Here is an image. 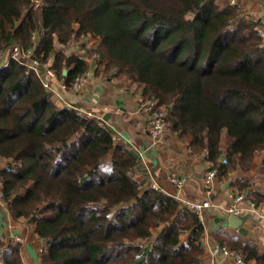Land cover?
Returning a JSON list of instances; mask_svg holds the SVG:
<instances>
[{
    "label": "trees",
    "instance_id": "obj_1",
    "mask_svg": "<svg viewBox=\"0 0 264 264\" xmlns=\"http://www.w3.org/2000/svg\"><path fill=\"white\" fill-rule=\"evenodd\" d=\"M32 1L0 0V50L17 44L25 51L40 32L35 57L71 89L88 61L65 48L83 36L96 43L95 72L126 76L140 100L156 101L167 127L190 135L208 168L231 172L264 152V38L239 5L37 0L34 8ZM113 136L96 118L59 106L27 67L11 60L0 69L1 199L41 241L39 264L201 263V219L139 179V155ZM255 197L256 206L264 202ZM212 237L264 264V252L241 235L217 230ZM0 264H22L21 245L0 241Z\"/></svg>",
    "mask_w": 264,
    "mask_h": 264
},
{
    "label": "crops",
    "instance_id": "obj_2",
    "mask_svg": "<svg viewBox=\"0 0 264 264\" xmlns=\"http://www.w3.org/2000/svg\"><path fill=\"white\" fill-rule=\"evenodd\" d=\"M236 1L240 12L264 29V0ZM74 43L69 42L65 48L67 56L75 53ZM64 68L66 66L62 64V70ZM62 83L61 79L53 82L55 102L59 106L74 105L83 112L91 113L100 123L113 130L119 143L139 155L144 167V175L141 174L139 179L146 180L145 184L156 182L163 193L181 203L210 202L211 207L203 211L202 264H233L221 255H210L209 248L218 244L212 234L222 230L236 235L234 230L226 226L228 215L224 209L233 204L234 197L240 194L239 189L245 195L246 202L256 198V193L264 197V152L255 156L249 166L236 164L231 172L220 174L218 171L212 187L206 190L203 176L211 162L204 159L205 153H193L190 146L192 137L180 136L167 126L160 139L153 141L148 132L149 119L138 108L141 96L126 76L115 79L109 74L92 72L90 77L83 78L77 90L62 88ZM220 148L223 153L225 145L221 143ZM223 156L224 153L219 162ZM171 174L186 178L185 185L180 188L173 186L170 182ZM246 202L238 203L237 206L245 207ZM4 205L0 195V228L4 231L9 223L15 234H27L21 247L22 255L26 264H39L38 253L42 244H38V238L31 227L12 221ZM243 227L247 229V235L241 236L254 243L260 253L264 252V219L251 215L244 221Z\"/></svg>",
    "mask_w": 264,
    "mask_h": 264
},
{
    "label": "built area",
    "instance_id": "obj_3",
    "mask_svg": "<svg viewBox=\"0 0 264 264\" xmlns=\"http://www.w3.org/2000/svg\"><path fill=\"white\" fill-rule=\"evenodd\" d=\"M229 3L232 6H237L238 3L236 0H230ZM32 6L35 8L39 5V1L34 0L32 1ZM245 17L249 20L250 17L245 15ZM257 33L260 37L264 38V29L258 27ZM41 35L40 32L32 33L31 36V45L25 51H23L19 45L13 44L9 46L6 50H0V69L7 66L9 61H15L20 65L27 67L31 70L41 81V84L45 90H49L54 94V90L52 88L53 82H56L55 74L50 69L49 63H41L36 57L35 53L38 46L39 36ZM80 40L83 44L87 42V39L83 36L80 37ZM88 43V42H87ZM96 45V43H94ZM86 60L88 61V70L81 76L75 78L74 82L72 83L71 89L77 90L79 84L82 82L83 78H88L91 76L93 70L97 66L98 55L93 51L90 55L86 56ZM62 88H65L64 84L62 83ZM69 108H74L79 116L81 117H88L92 118L91 113L83 112L79 110L74 105L66 106ZM138 108L140 112L144 113L149 119L148 125V132L153 141H158L160 137L163 135L166 129V116L167 112L165 110L157 109V102L153 100H140L138 104ZM95 118V117H94ZM112 140H116V136L112 137ZM226 159L222 158L220 160V164H225ZM218 169L214 166L212 168H207L204 172L203 176V185L206 190H210L212 187L216 177H217ZM187 179L183 177H178L176 174L170 175V182L173 186L180 188L183 187L186 183ZM154 190L161 191V188L156 182L151 181L149 184ZM209 192V191H207ZM1 195V193H0ZM246 197L243 193L238 194L233 199V204L224 209L225 213L229 216L232 215L234 217H240L247 214L255 215L259 218L264 219V206L259 207L256 206L252 201H245ZM241 202H246L245 207H238L237 204ZM186 207H188L191 211H193L202 221L203 219V211L210 208L211 204L207 200L202 203H190L185 202L182 203ZM236 234H239L237 230H235ZM0 240L4 243L7 242H14V243H21L20 239L16 238L15 236L7 237L5 236L4 231L0 228ZM209 253L211 256L221 255L224 258L230 259L233 264H255L254 261H244L242 257L235 253L234 251L228 249L227 247H221L218 244L209 248ZM202 264V263H199Z\"/></svg>",
    "mask_w": 264,
    "mask_h": 264
},
{
    "label": "rangeland",
    "instance_id": "obj_4",
    "mask_svg": "<svg viewBox=\"0 0 264 264\" xmlns=\"http://www.w3.org/2000/svg\"><path fill=\"white\" fill-rule=\"evenodd\" d=\"M230 1V0H229ZM73 42H75L74 44H73V52H75V53H73V54H77V55H79V56H82V57H86L87 55H90V53H92L93 51H95V46L96 45H94V43H91V42H86L85 44H83L82 42H81V40L79 39V41H77V40H73ZM63 64H65V63H63ZM97 67V66H96ZM67 69V68H66ZM93 72L95 73V69L93 70ZM103 73V72H102ZM90 77V76H89ZM168 128V127H167ZM166 128V129H167ZM222 144H226V139L225 138H223L222 139V142H221ZM260 153H262V152H258L257 154H256V156L257 155H259ZM259 157V156H258ZM3 205H4V203H3ZM5 206V205H4ZM264 206V202H261V204H259V207H263ZM2 208V207H1ZM13 221V220H12ZM4 233H5V236H7V237H11V236H15L16 238H18V239H20V242L21 243H18V244H20L21 245V247H22V245L25 243V236L27 235V234H25V236H21V235H18L17 233L15 234V232H13V229L11 228V226L9 225V223H7V225H6V228H5V230H4ZM1 241V240H0ZM1 242H3V241H1ZM4 243V242H3ZM14 243V242H13ZM38 244L40 245L41 244V241L40 240H38ZM21 259H22V264H26V262H25V260H24V256L22 255V250H21ZM25 262V263H24ZM202 263V262H201Z\"/></svg>",
    "mask_w": 264,
    "mask_h": 264
},
{
    "label": "water",
    "instance_id": "obj_5",
    "mask_svg": "<svg viewBox=\"0 0 264 264\" xmlns=\"http://www.w3.org/2000/svg\"><path fill=\"white\" fill-rule=\"evenodd\" d=\"M66 75H67V70L64 68L62 70V78H65ZM250 217H251L250 214L240 216V217H234L232 215H229L226 219V226L229 229H232L234 231L237 230L240 235L246 236L247 235V229L243 227V223H244V221H246Z\"/></svg>",
    "mask_w": 264,
    "mask_h": 264
}]
</instances>
